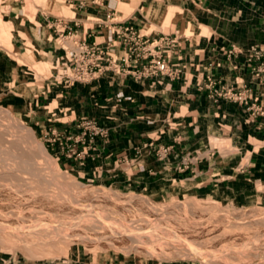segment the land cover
<instances>
[{"label":"crops","instance_id":"1","mask_svg":"<svg viewBox=\"0 0 264 264\" xmlns=\"http://www.w3.org/2000/svg\"><path fill=\"white\" fill-rule=\"evenodd\" d=\"M72 8L78 17L62 25L117 58L124 55L117 26L129 24L141 33L149 22L167 23L161 15L172 12L167 32L149 33L153 38L175 37L173 43L161 42L159 50H166L179 73L173 81L104 75L69 87L50 83L42 124L69 132L80 119L92 117L106 128V137L96 139L90 158L74 167L98 184L118 188L146 187L159 195L189 194L219 202L255 198L264 204V113L216 99L206 87L207 77L237 82L238 88L250 81V96L264 109V84L250 73L246 60L251 45L264 46L261 0H138L125 10L120 0H100L81 1ZM159 9L167 10L155 18ZM123 12L128 13L118 18ZM25 24L45 37L51 56H61L55 43L64 35L58 31L61 26L47 16H37L34 24L24 18ZM232 45L236 52L227 55ZM52 102L64 117L61 123L48 116L56 115L55 108L47 106Z\"/></svg>","mask_w":264,"mask_h":264},{"label":"rangeland","instance_id":"2","mask_svg":"<svg viewBox=\"0 0 264 264\" xmlns=\"http://www.w3.org/2000/svg\"><path fill=\"white\" fill-rule=\"evenodd\" d=\"M74 3L78 0H0L2 24L14 22L11 49L0 47V264H264L259 200L219 202L98 184L74 167L92 154L79 153L81 145L65 139L76 127L69 133L41 123L58 59L45 48V37L22 20L78 17ZM173 17L167 11V23L149 22L141 33L167 32ZM49 105L56 110L55 116L48 113L56 119L51 122L61 123L64 117L54 102Z\"/></svg>","mask_w":264,"mask_h":264},{"label":"built area","instance_id":"3","mask_svg":"<svg viewBox=\"0 0 264 264\" xmlns=\"http://www.w3.org/2000/svg\"><path fill=\"white\" fill-rule=\"evenodd\" d=\"M261 2L264 9V0ZM78 4H81V0H78ZM69 19L73 18L64 16L53 18V21L61 26L58 31L60 33L65 31L64 35L60 34V38L70 39V44L59 46L62 54L57 58L56 84L69 87L75 83L92 82L104 75L130 76L134 81L147 82L166 79L173 81L179 78L178 71L167 59L166 50L163 51L164 53L159 50L161 42L173 43L175 37L168 39L161 35L153 38L150 33H140L132 25L120 24L117 26L116 33L121 36L124 55L117 58L108 48L100 46L98 42L93 40L88 43L83 37L77 38L68 25H62ZM235 52L236 47L232 45L227 50V55ZM246 60L251 66L250 73H253L257 80L264 84V46L259 43L251 45ZM236 83L225 84L207 77L206 87L209 94L216 99H226L251 112L264 113V109L255 104L250 96L252 82L243 83L241 88L236 87ZM71 137L83 149V152H78L87 153L86 151L93 150L96 139L106 137V128L95 118L84 117L76 124L75 135L71 134L65 139ZM163 150L165 151V148Z\"/></svg>","mask_w":264,"mask_h":264},{"label":"bare ground","instance_id":"4","mask_svg":"<svg viewBox=\"0 0 264 264\" xmlns=\"http://www.w3.org/2000/svg\"><path fill=\"white\" fill-rule=\"evenodd\" d=\"M121 2H122V5H121V10H125V9H127V7H128V5L130 4V3H126V2H124V1H122L121 0ZM132 2L133 3H137L138 2V0H132ZM52 11V10H51ZM166 12L167 11H165V12H163L162 13V15H161V21L163 20V18L165 17V15H166ZM156 13H157V11H156ZM156 13L154 14V16H155V18H156ZM2 17H1V15H0V47H2L3 49H5L4 47H6V48H9V49H11V43H10V35L12 34V25H14V22H12V21H8V24H5L4 23V25L2 24L3 22H2ZM74 19V18H73ZM11 20V19H10ZM151 23V22H150ZM4 28H8L7 30H5ZM188 28V27H187ZM188 31V30H187ZM19 33V35H20V38H21V40L23 41V42H26V43H31V38L29 37V36H27L26 34H25V32H18ZM185 33V32H184ZM187 33V32H186ZM188 33H190V32H188ZM187 35V34H186ZM192 36V35H191ZM187 37V36H186ZM60 38V37H59ZM63 44H65V43H63ZM70 44V43H69ZM26 45V44H25ZM25 53L26 54H28V55H32V52H31V48L30 47H27L26 48V50H25ZM47 60L46 61H44L43 63H42V69L43 70H45V69H47ZM43 154V153H42Z\"/></svg>","mask_w":264,"mask_h":264}]
</instances>
